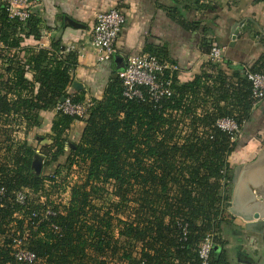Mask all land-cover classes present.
I'll return each mask as SVG.
<instances>
[{
  "label": "trees",
  "instance_id": "trees-1",
  "mask_svg": "<svg viewBox=\"0 0 264 264\" xmlns=\"http://www.w3.org/2000/svg\"><path fill=\"white\" fill-rule=\"evenodd\" d=\"M169 1L175 5L168 8L170 17L195 31L203 22H187L183 11L208 8L207 2L213 0ZM40 26L32 21L30 28L22 27L0 11L2 41L20 49L5 69L14 76L9 78L12 82L0 80L4 126L0 134L6 139L0 142V184L9 194L0 205V264H30L18 261L13 250L14 239L26 230L28 249L36 256L32 264H202L200 246L208 237L219 248L212 249L209 264H230L222 225L229 215L234 172L229 159L237 142L217 121L232 118L243 127L251 120L252 84L242 66L228 63L229 73L207 62L192 81L180 84L175 79L173 94L159 102L126 100L116 75L104 97L91 101L79 144L69 145L63 138L79 118L59 112L52 128L54 145L44 154L48 164L55 162L69 145L71 155L59 168L67 172L61 184L46 191L48 179L33 167L35 151L27 142L12 140L13 126L40 127L42 110L69 97L73 103L86 100L67 93L77 56L61 53V38H53L49 50L21 49L22 37L14 36L18 28L39 38ZM212 33L205 27L202 47L206 53L211 48L207 36ZM250 66L253 72L264 73V53ZM208 71H214L211 79ZM29 72L33 81L27 78ZM36 83L40 88L34 95ZM13 92L16 98L11 99ZM2 149L7 153L4 158ZM77 163L85 169L84 179L71 187L68 204L61 206L55 198L65 192L68 174ZM111 181L115 199L105 197V185ZM23 188L30 190L25 206L15 199ZM42 198L56 215L37 228L26 227L32 213L45 207Z\"/></svg>",
  "mask_w": 264,
  "mask_h": 264
},
{
  "label": "crops",
  "instance_id": "crops-1",
  "mask_svg": "<svg viewBox=\"0 0 264 264\" xmlns=\"http://www.w3.org/2000/svg\"><path fill=\"white\" fill-rule=\"evenodd\" d=\"M30 1L32 16L27 27H31L32 21H37L41 28L38 31L39 38L27 34L25 28H18L14 36L22 37L21 49L30 50L31 53L49 50L52 39L61 38L64 49L61 53H75L77 56V65L72 71V83L67 93L73 97L84 96L86 101L102 99L111 80L125 69L127 57L136 54H155L162 60L176 63L179 66L176 80L180 84L192 81L202 73L208 62V53L202 47L205 27L213 31L207 36L210 44L217 43L224 49L221 69L228 70V63L234 68L253 65L264 53V1L213 0L207 2L208 8L183 11L187 22H203V27L195 31L185 29L170 17L168 8L175 5L169 0ZM115 8L126 16V24L118 41V53L111 61L99 64L91 45L92 29L98 13ZM69 20L82 24L83 28L71 26ZM238 30L237 38L233 41ZM19 52L20 49L15 47L2 50V57L7 62L0 80L6 82L14 77L6 73L5 69ZM117 57L122 61L116 62ZM228 71L231 73L230 69ZM27 78L33 81V73L29 72ZM74 83L82 89L74 87ZM39 88L40 84L36 83L34 95ZM26 95L24 91L22 96ZM9 97L16 98L15 92L9 93ZM58 114L56 106H51L40 112V127L28 128L25 123H20L14 125L11 131L13 141L27 142L36 155L43 156L41 174L48 179L46 191H50L55 184H61L67 172L59 168L67 164L71 155L69 145L80 143L86 127V120H75L63 134L69 144L65 147V153L57 161L48 164L44 152L54 145L52 128ZM3 127L0 122V128ZM5 140L0 134V142ZM236 142V149L229 159L232 167L252 161L260 153L264 147V102L253 109L251 120L245 123ZM6 155V150L2 149L1 157ZM260 230V227L248 230L244 220L228 215L222 225V238L226 242L225 251L230 264H264V232L260 233Z\"/></svg>",
  "mask_w": 264,
  "mask_h": 264
},
{
  "label": "built area",
  "instance_id": "built-area-1",
  "mask_svg": "<svg viewBox=\"0 0 264 264\" xmlns=\"http://www.w3.org/2000/svg\"><path fill=\"white\" fill-rule=\"evenodd\" d=\"M1 9L5 11L9 22H18L22 27L28 24L32 16V3L30 0H0V11ZM125 24L126 16L119 9H110L97 14L91 34V45L99 64L111 61L118 53V41ZM1 37L0 31V39ZM6 48L5 43L0 41V50ZM6 62L4 57H0V74L6 67ZM208 62L216 67H220L224 63V49L219 44L212 43L208 53ZM242 68L244 75L252 84V99L255 108L264 102V73L253 72L250 65H243ZM178 71L179 66L176 63L161 60L150 53H142L128 56L125 69L118 72L117 76L123 84V96L126 100L145 101L148 99L150 102H159L162 98L170 97L173 94L172 87ZM208 73L211 79L214 71H208ZM142 88L146 89V94L142 91ZM91 106V101L73 103L71 97H69L58 104L56 108L60 113L86 120ZM217 126L231 135L233 141H236L240 136L243 128L232 118L219 119ZM84 174L85 169L80 166V163L73 166L67 177L69 183L65 186V192L60 197L55 198L58 204L61 206L68 204L71 187L75 183L81 182L84 179ZM105 190V197L115 199L114 182H108L105 185ZM29 191V189L23 188L16 193L15 199L19 205H26L30 196ZM8 199V189L5 185L0 184L1 207L4 201ZM93 202L96 204L101 203L98 200H93ZM41 203L45 207L38 213H32L26 221V227L37 228L41 222L56 215L55 210L45 204V198H42ZM54 229L59 230L58 227H54ZM28 237L29 232L26 230L22 237L15 238L13 250L18 261L32 264L36 262V256L28 249ZM213 248L214 244L211 237H208L201 244L199 255L202 264H209Z\"/></svg>",
  "mask_w": 264,
  "mask_h": 264
},
{
  "label": "water",
  "instance_id": "water-1",
  "mask_svg": "<svg viewBox=\"0 0 264 264\" xmlns=\"http://www.w3.org/2000/svg\"><path fill=\"white\" fill-rule=\"evenodd\" d=\"M70 25L76 28H83V25L69 20ZM261 31H263L261 29ZM239 30L235 32L233 41L236 40ZM234 44V42L232 43ZM120 57L116 62H121ZM74 87L82 89L77 83ZM65 99H62L64 101ZM43 156L36 155L34 169L41 173V161ZM230 214L240 218L247 223L248 230H255L260 227V233L264 229V147L252 161L240 164L235 167L232 178L231 200L227 203ZM219 250L218 247H214Z\"/></svg>",
  "mask_w": 264,
  "mask_h": 264
},
{
  "label": "rangeland",
  "instance_id": "rangeland-1",
  "mask_svg": "<svg viewBox=\"0 0 264 264\" xmlns=\"http://www.w3.org/2000/svg\"><path fill=\"white\" fill-rule=\"evenodd\" d=\"M238 164L240 165V163H238ZM242 164H243V163H242ZM237 166H238V165H237ZM235 167H236V166H233V171H234ZM228 214L231 216L229 210H228Z\"/></svg>",
  "mask_w": 264,
  "mask_h": 264
}]
</instances>
